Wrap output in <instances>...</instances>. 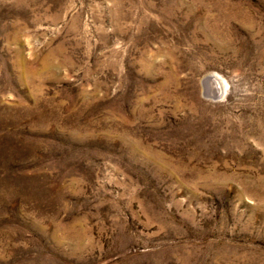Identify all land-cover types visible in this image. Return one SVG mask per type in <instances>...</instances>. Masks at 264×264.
Returning a JSON list of instances; mask_svg holds the SVG:
<instances>
[{
	"label": "rangeland",
	"instance_id": "374dc122",
	"mask_svg": "<svg viewBox=\"0 0 264 264\" xmlns=\"http://www.w3.org/2000/svg\"><path fill=\"white\" fill-rule=\"evenodd\" d=\"M0 264H264V0H0Z\"/></svg>",
	"mask_w": 264,
	"mask_h": 264
},
{
	"label": "bare ground",
	"instance_id": "6f19581e",
	"mask_svg": "<svg viewBox=\"0 0 264 264\" xmlns=\"http://www.w3.org/2000/svg\"><path fill=\"white\" fill-rule=\"evenodd\" d=\"M214 85L215 86L213 87V90H211V92H209V95L212 97H216L218 94H220V92L222 90V86L220 85V83L218 81L214 80Z\"/></svg>",
	"mask_w": 264,
	"mask_h": 264
}]
</instances>
